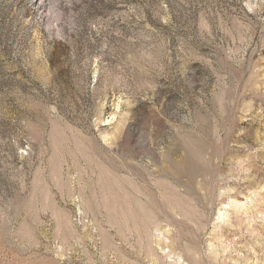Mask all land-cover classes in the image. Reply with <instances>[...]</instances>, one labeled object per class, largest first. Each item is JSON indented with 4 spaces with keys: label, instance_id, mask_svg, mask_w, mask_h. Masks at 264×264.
<instances>
[{
    "label": "rangeland",
    "instance_id": "obj_1",
    "mask_svg": "<svg viewBox=\"0 0 264 264\" xmlns=\"http://www.w3.org/2000/svg\"><path fill=\"white\" fill-rule=\"evenodd\" d=\"M0 264H264V0H0Z\"/></svg>",
    "mask_w": 264,
    "mask_h": 264
}]
</instances>
